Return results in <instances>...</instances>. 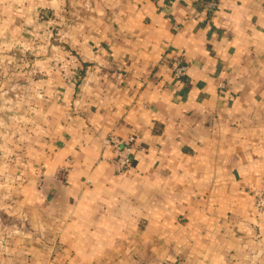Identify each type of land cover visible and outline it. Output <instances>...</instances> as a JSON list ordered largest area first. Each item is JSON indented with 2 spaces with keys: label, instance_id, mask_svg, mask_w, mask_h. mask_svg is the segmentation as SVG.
<instances>
[{
  "label": "crops",
  "instance_id": "obj_1",
  "mask_svg": "<svg viewBox=\"0 0 264 264\" xmlns=\"http://www.w3.org/2000/svg\"><path fill=\"white\" fill-rule=\"evenodd\" d=\"M3 48L0 264H264V0H0Z\"/></svg>",
  "mask_w": 264,
  "mask_h": 264
},
{
  "label": "built area",
  "instance_id": "obj_2",
  "mask_svg": "<svg viewBox=\"0 0 264 264\" xmlns=\"http://www.w3.org/2000/svg\"><path fill=\"white\" fill-rule=\"evenodd\" d=\"M172 29L177 31L179 29L178 24H173ZM61 61H63L61 63ZM69 59L65 58L60 60V66L62 67L63 77L67 84L75 81V70L67 69L69 66L73 67ZM169 66L171 75L175 79H183L187 73V64L181 57H173L169 60ZM60 67V68H61ZM219 89H226V81L220 80L218 82ZM138 142L135 134L129 135L127 138L122 139L113 134H109L104 138L103 143L105 146H109L112 149L113 157L109 160L110 165L117 174L123 173L130 165L131 152ZM253 209L257 218H264V175L257 188L253 190Z\"/></svg>",
  "mask_w": 264,
  "mask_h": 264
},
{
  "label": "rangeland",
  "instance_id": "obj_3",
  "mask_svg": "<svg viewBox=\"0 0 264 264\" xmlns=\"http://www.w3.org/2000/svg\"><path fill=\"white\" fill-rule=\"evenodd\" d=\"M2 52V53H1ZM12 52L14 58H17L19 60V66H18V71L20 72V77H21V74L24 75L26 74V66L25 64L22 62V60H24V58L26 56H28V53L26 50H23V51H20V52H15V51H12L10 49H4L3 48V51H0V57L2 58H5L6 55H9V53ZM57 57V56H56ZM65 58H56V65H55V68L62 74V77H63V72H62V67L60 66V60H63ZM67 59H69V57H67ZM70 62H73L71 65L73 67H68L67 69H71V70H75V73H76V65H74V62H76L75 60L73 59H69ZM63 61H61L62 63ZM61 67V68H60ZM64 78V77H63ZM21 82H20V85H19V88L21 86ZM69 84H72V83H69ZM4 85V84H3ZM2 85V86H3ZM10 89H12V86L9 85L7 86V88H3V90H1L2 94H0V105L2 106H6V105H10L11 104V97H10ZM21 89V88H20ZM18 100V102H22L24 100H26V97L25 96H22L21 94H19V97H16L15 96V99H14V104H16V101ZM264 220V218H262Z\"/></svg>",
  "mask_w": 264,
  "mask_h": 264
},
{
  "label": "trees",
  "instance_id": "obj_4",
  "mask_svg": "<svg viewBox=\"0 0 264 264\" xmlns=\"http://www.w3.org/2000/svg\"><path fill=\"white\" fill-rule=\"evenodd\" d=\"M78 74V73H77ZM77 74H76V76H77Z\"/></svg>",
  "mask_w": 264,
  "mask_h": 264
}]
</instances>
